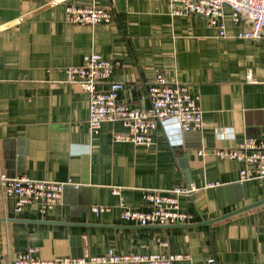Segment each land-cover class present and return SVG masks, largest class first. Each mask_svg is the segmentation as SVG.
I'll return each instance as SVG.
<instances>
[{
  "label": "crops",
  "instance_id": "0c3cea01",
  "mask_svg": "<svg viewBox=\"0 0 264 264\" xmlns=\"http://www.w3.org/2000/svg\"><path fill=\"white\" fill-rule=\"evenodd\" d=\"M50 1L0 0V174L67 185L46 212L38 204L19 211L15 196L0 197V256L14 259L29 247L47 260L111 248L148 254L167 241L168 252L186 256L172 264H208L211 256L217 264H264V203L218 220L264 200V178L241 182L242 164L213 153L264 137V38L238 37L248 24L235 22L229 5L223 36L202 15H173L170 0ZM70 3L109 8L114 20L69 23ZM89 53L116 64L99 88L125 84L118 99L132 107H151L148 88L159 72L186 84L199 96L202 128L181 133L174 122L158 125L150 146L116 141L125 131L120 121L92 132L89 94L65 72ZM208 181L221 185L203 189ZM184 183L201 188L180 198L189 222L121 218L124 208H150L147 190ZM94 205L110 210L96 214Z\"/></svg>",
  "mask_w": 264,
  "mask_h": 264
},
{
  "label": "built area",
  "instance_id": "2783aa9c",
  "mask_svg": "<svg viewBox=\"0 0 264 264\" xmlns=\"http://www.w3.org/2000/svg\"><path fill=\"white\" fill-rule=\"evenodd\" d=\"M60 0H51L56 5ZM229 5L233 9L235 22L247 21L248 28L239 32L244 39L264 38V0H170L173 15L198 14L207 18L208 25L226 35V23L223 8ZM65 19L73 24L96 25L111 23L114 12L109 8L98 6H81L74 3L66 5ZM116 64L104 58L100 53H89L84 57V64L67 67L65 72L70 82L78 83L89 94L90 129L98 133L104 122L120 121L125 131L116 132L114 139L118 142H132L136 145L153 144V131L158 125L164 127L174 122L181 133L200 130L203 126V110L199 96L191 93L186 84L170 82L166 75L159 72L148 88L151 107L137 108L119 101V92L125 88L121 82H112L107 90L99 85L108 79ZM252 80V76H249ZM201 152V151H200ZM213 153L220 159L235 160L242 164L241 182L250 178H264V137H249L236 148H217ZM67 184L53 180H36L22 175L9 177L0 174V197H16L17 210L26 205L38 204L42 212L53 209L62 201ZM220 182L208 181L203 189L220 186ZM201 188L194 183H184L170 190L149 189L145 198L150 208L147 210L124 208L121 218L139 225H174L187 223L192 215L183 211L180 198L193 196ZM115 194L120 190L115 188ZM110 210L106 205H94L92 211L102 214ZM161 249L148 254L118 253L113 248L100 256L75 257L62 256L43 259L37 255L34 247H29L16 258H3L0 264H172L175 260L185 258L183 254L167 251L168 242H160ZM208 264H217L215 256L208 259Z\"/></svg>",
  "mask_w": 264,
  "mask_h": 264
},
{
  "label": "water",
  "instance_id": "95a60500",
  "mask_svg": "<svg viewBox=\"0 0 264 264\" xmlns=\"http://www.w3.org/2000/svg\"><path fill=\"white\" fill-rule=\"evenodd\" d=\"M263 203H264V200H261L259 202L254 203V204H249V205L244 206V207H242V208H240V209H238V210H236V211H234L232 213H229V214H226V215L221 216L220 218H218V220L226 219V218L231 217V216H233V215H235L237 213L246 211V210L251 209V208H253L255 206L261 205ZM212 221H214V220H212Z\"/></svg>",
  "mask_w": 264,
  "mask_h": 264
}]
</instances>
